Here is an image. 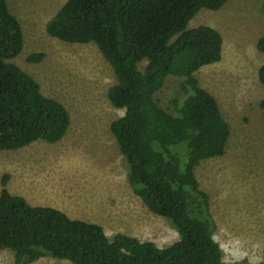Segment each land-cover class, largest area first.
I'll return each instance as SVG.
<instances>
[{
	"label": "trees",
	"instance_id": "obj_1",
	"mask_svg": "<svg viewBox=\"0 0 264 264\" xmlns=\"http://www.w3.org/2000/svg\"><path fill=\"white\" fill-rule=\"evenodd\" d=\"M225 1L65 0L45 22L47 35L69 43L92 42L109 64L115 82L106 97L123 109L109 131L124 159L127 183L150 212L168 221L177 239L158 247L121 232L109 238L97 223L29 204L2 187L0 249L12 251L13 264L42 256L70 264H238L222 258L212 237L215 223L207 196L193 173L199 161L223 154L229 128L214 97L193 75L220 59L221 35L210 25H186L199 9L217 10ZM21 46L18 20L0 0V150L35 140L55 143L69 124L63 105L7 61ZM256 48L264 51V36ZM42 57L34 52L25 59L34 63ZM167 75L183 77L171 110L154 98ZM257 78L264 86V63Z\"/></svg>",
	"mask_w": 264,
	"mask_h": 264
},
{
	"label": "rangeland",
	"instance_id": "obj_2",
	"mask_svg": "<svg viewBox=\"0 0 264 264\" xmlns=\"http://www.w3.org/2000/svg\"><path fill=\"white\" fill-rule=\"evenodd\" d=\"M5 1L22 37L20 52L7 61L28 73L43 95L63 105L69 124L55 143L36 140L1 149L0 189L24 196L29 204L97 223L109 238L121 232L158 247L175 241L177 233L168 221L150 212L127 183L124 159L109 131V123L123 113L106 97L115 82L109 64L92 42L69 43L44 30L65 0ZM263 1L226 0L217 10L199 9L186 25H210L222 38L220 59L193 75L214 97L229 136L223 154L199 161L193 173L207 196L215 223L212 237L222 258L238 264H264V86L257 78L264 51L256 48L257 39L264 36ZM34 52L42 53V59L27 62L25 57ZM182 80L165 76L154 94L159 106L171 110ZM232 252L247 256L235 260ZM12 260V251L0 249V264ZM27 264L70 263L42 256Z\"/></svg>",
	"mask_w": 264,
	"mask_h": 264
},
{
	"label": "clouds",
	"instance_id": "obj_3",
	"mask_svg": "<svg viewBox=\"0 0 264 264\" xmlns=\"http://www.w3.org/2000/svg\"><path fill=\"white\" fill-rule=\"evenodd\" d=\"M120 114L123 115V113H120ZM213 239H215V237H213ZM222 248H223V246H222ZM231 255L235 260H242L245 256H247V253L246 252H232ZM257 259H259V258H257Z\"/></svg>",
	"mask_w": 264,
	"mask_h": 264
},
{
	"label": "crops",
	"instance_id": "obj_4",
	"mask_svg": "<svg viewBox=\"0 0 264 264\" xmlns=\"http://www.w3.org/2000/svg\"><path fill=\"white\" fill-rule=\"evenodd\" d=\"M22 196V195H21ZM23 198H25L24 196H22Z\"/></svg>",
	"mask_w": 264,
	"mask_h": 264
}]
</instances>
